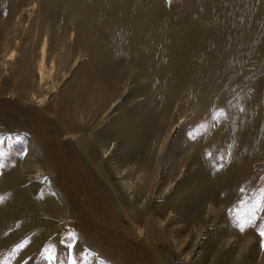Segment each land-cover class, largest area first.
I'll use <instances>...</instances> for the list:
<instances>
[{
	"label": "rangeland",
	"instance_id": "obj_1",
	"mask_svg": "<svg viewBox=\"0 0 264 264\" xmlns=\"http://www.w3.org/2000/svg\"><path fill=\"white\" fill-rule=\"evenodd\" d=\"M0 197V264H264V0H0Z\"/></svg>",
	"mask_w": 264,
	"mask_h": 264
},
{
	"label": "snow or ice",
	"instance_id": "obj_2",
	"mask_svg": "<svg viewBox=\"0 0 264 264\" xmlns=\"http://www.w3.org/2000/svg\"><path fill=\"white\" fill-rule=\"evenodd\" d=\"M2 200H3V197H0V202H2Z\"/></svg>",
	"mask_w": 264,
	"mask_h": 264
},
{
	"label": "bare ground",
	"instance_id": "obj_3",
	"mask_svg": "<svg viewBox=\"0 0 264 264\" xmlns=\"http://www.w3.org/2000/svg\"><path fill=\"white\" fill-rule=\"evenodd\" d=\"M43 64V63H42ZM44 65H42L41 67H43ZM41 69V68H40ZM43 71V70H42Z\"/></svg>",
	"mask_w": 264,
	"mask_h": 264
}]
</instances>
